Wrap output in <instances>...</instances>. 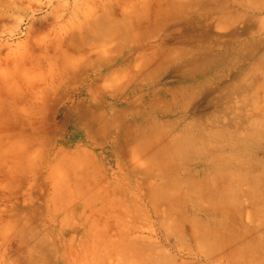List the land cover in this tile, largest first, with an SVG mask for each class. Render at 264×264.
Masks as SVG:
<instances>
[{
    "label": "rangeland",
    "instance_id": "rangeland-1",
    "mask_svg": "<svg viewBox=\"0 0 264 264\" xmlns=\"http://www.w3.org/2000/svg\"><path fill=\"white\" fill-rule=\"evenodd\" d=\"M0 264H264V0H0Z\"/></svg>",
    "mask_w": 264,
    "mask_h": 264
}]
</instances>
